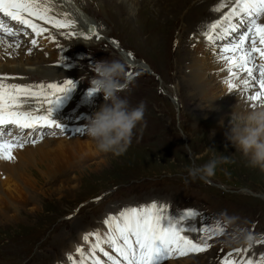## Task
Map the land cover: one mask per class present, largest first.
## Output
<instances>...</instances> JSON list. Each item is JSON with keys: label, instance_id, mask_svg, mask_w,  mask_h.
Segmentation results:
<instances>
[{"label": "rangeland", "instance_id": "obj_1", "mask_svg": "<svg viewBox=\"0 0 264 264\" xmlns=\"http://www.w3.org/2000/svg\"><path fill=\"white\" fill-rule=\"evenodd\" d=\"M119 1L58 3L70 13L74 11L69 6L84 9L89 26L116 41L118 48L102 37L79 49L76 45L82 36L76 25L67 31L77 35L63 36V51L44 65L46 72L9 80L19 84L70 80L75 87L51 105V115L63 119L55 120L62 130H41L44 138L38 143L15 150L11 162L0 161V264H69L68 254L78 261L75 248L87 251L89 247L82 240L84 233L103 234L107 231L103 220L109 215L152 203L166 209L169 219L180 221L178 226L195 227L197 232L184 234L197 242H203L200 229L223 228L222 234L207 233L212 237L208 251L163 264H218L227 252L249 247L227 243L240 231L253 238L249 252L240 255L259 259L264 254V243H256L264 239V171L249 167L228 138L231 117L240 111L232 109L220 116L219 110L222 104L238 101L239 91L224 94L227 74L202 35L232 0L219 13L212 8L220 0L213 4L186 0L175 9L171 4L180 0L159 4L149 0L145 7L140 0H123L125 11ZM195 6L199 9L192 10ZM44 49L38 44V59L46 56ZM122 56L132 57L138 66L129 65ZM107 58L126 62L128 90L121 95L132 105L140 101L146 105L130 145L118 156L99 153L86 134L87 121L104 103L102 93L89 95L91 68ZM213 155L226 156L228 162L220 164L210 178L189 177L190 167ZM186 211L197 215L181 220ZM228 217L237 219L229 223ZM162 226H168V221L162 220ZM105 250L111 252L107 246ZM97 254L106 261L102 253Z\"/></svg>", "mask_w": 264, "mask_h": 264}, {"label": "snow or ice", "instance_id": "obj_2", "mask_svg": "<svg viewBox=\"0 0 264 264\" xmlns=\"http://www.w3.org/2000/svg\"><path fill=\"white\" fill-rule=\"evenodd\" d=\"M70 3L71 0H65ZM54 0H0V51L11 56L22 46L21 35L29 36L27 53L31 54L38 46L39 38L54 41L50 29L60 31L62 36L77 35L73 31L77 21L68 11L57 12L53 7ZM227 6V0L212 8L219 13ZM264 0H232L231 7L219 19L206 26L202 33L206 45L211 46L217 61L222 62L221 71L226 72L223 83L229 92L241 89L254 91L247 100L255 107L264 103ZM6 21L15 22L16 27ZM48 25L50 27H45ZM87 34L79 33L84 39H99L94 26L87 28ZM47 34V35H46ZM235 34V35H234ZM231 37V40H229ZM226 41L224 43H219ZM114 45L116 41H112ZM118 46V45H117ZM12 51L9 52L8 50ZM63 51V49H61ZM129 56L132 53H128ZM259 58V63H257ZM131 77V73H128ZM21 79L23 77H20ZM17 77L0 74V161L15 160L14 152L23 149L31 143L35 145L44 138L43 129H61L62 126L52 120L51 105L58 104L61 96L75 87L70 80L62 83H9ZM236 81H239L237 83ZM92 91L89 90V95ZM15 130V134H13ZM25 130H30L25 133ZM39 133V135H37ZM35 137V138H34ZM99 199V198H97ZM193 211H186L181 220L195 217ZM162 220L168 221V226H162ZM180 221L169 219L166 209L152 203L148 206L128 207L118 215H109L103 220L107 231L87 232L82 235L87 251L82 246L75 248L79 260L67 255L69 264H163V262L189 254L204 253L212 245L208 243L210 231L223 233V228L200 229L204 235L203 241L197 242L186 232H197L195 227L178 226ZM251 239L252 236L250 237ZM264 243V239L256 241ZM105 246L111 252L105 250ZM248 248H235L224 254L218 264H264V254L259 259L240 255L248 253ZM106 258L102 260L100 255ZM234 253L236 254L234 256ZM238 257V258H237Z\"/></svg>", "mask_w": 264, "mask_h": 264}, {"label": "clouds", "instance_id": "obj_3", "mask_svg": "<svg viewBox=\"0 0 264 264\" xmlns=\"http://www.w3.org/2000/svg\"><path fill=\"white\" fill-rule=\"evenodd\" d=\"M94 73L90 80L92 94L102 93L104 103L92 114L86 124V134L99 153L121 155L130 145L133 132L144 119L146 105L140 101L132 105L122 92L128 90L123 59H102L92 65ZM229 140L246 159L249 167L264 171V103L256 107L234 112L231 117ZM183 136V135H181ZM228 157L213 155L205 163L188 169L189 177L207 179L212 177L220 164ZM187 182V180H186ZM236 217H228L234 223ZM251 236L240 231L227 243H243L250 246Z\"/></svg>", "mask_w": 264, "mask_h": 264}, {"label": "bare ground", "instance_id": "obj_4", "mask_svg": "<svg viewBox=\"0 0 264 264\" xmlns=\"http://www.w3.org/2000/svg\"><path fill=\"white\" fill-rule=\"evenodd\" d=\"M59 1H61V0H59ZM59 1L54 0V4L56 6H53V7L56 9L57 12H63V11H65L66 8L60 7V5H58ZM140 1H141V4H143L145 7V4L148 3L149 0H140ZM185 1L186 0H180L179 3L174 2V4H171V7L174 9L176 7L180 8L185 4ZM208 1H207V3H208ZM64 2H65V0H64ZM151 2L154 4H159L162 1L161 0H151ZM213 2H214V0H210L209 4H213ZM118 4L121 6L120 8L122 11L126 10L125 1L120 0L118 2ZM68 5H69V3H68ZM198 6L192 7L191 9L192 10H198L199 9ZM67 8L69 10H73L75 12V15H77L76 16L77 18L76 17L75 18L77 21V27H78L79 31H81V32L83 31L85 34H87V31H84V30H87V27H89V25H91V22H90V20H88V15L86 14V12H84L85 10L81 9L79 11L78 7H70V6ZM73 13H72V15H73ZM85 15H86V17H85ZM7 22L10 24V26L16 27L15 22H12V21H7ZM260 22H263V21L261 20ZM94 23H95V21H94ZM95 25H96V23H95ZM44 26L50 27L48 25H44ZM50 31H51V35L55 38L54 41H49L46 38H39V43H38L39 45L45 47L44 52H45L46 56H44V57H46V58L41 57V59H38V56H37L38 53L35 52V50H38V46L35 49H33L31 54L27 53L28 47H31V45L28 41L33 36V34L31 33V30H29V36L28 37L23 36L21 48L16 50V52H14L11 56L5 55L3 51H0V74H7L9 76H18L19 75V77H22L23 75H25V76L27 75V76L31 77V76H35V75H40V72H44L43 71V70H45L44 65L51 63L53 60H55L54 56L58 54V51L62 52L61 49L64 48V43H65V42L63 43V41H62L63 36L60 34V31H58L56 29H50ZM63 31H67V30H63ZM97 32H99V31L97 30ZM99 35H101V36H99L100 38L98 39V41H101L103 39L102 37H105L104 40H107V42H109V43L112 42L110 40L111 38H108L105 33L99 32ZM80 39H81V41L79 43H77V45H76L79 49H81L84 45L92 44L91 43L92 39H93V41H95V38L84 39L81 37ZM8 51L11 52L12 50L9 49ZM122 58L125 61L126 60L129 61V62H127V63H129V65L138 66L137 65L138 63L136 64L135 62H133L131 60L132 57H128V59H126L124 56H122ZM45 72H46V70H45ZM8 82L9 83H17V81H14V82L8 81ZM236 90L239 91L238 94L236 95V96H238L239 100L234 102L231 105H228L227 103L222 104L220 107V110H219L220 116L222 115V113H228V111H230L232 109H236L237 111H241L242 109H247V108L253 107L251 102H249L247 100L248 94H251L250 92L251 91L253 92V90L249 89L247 92H243L239 88ZM232 92H229L228 89H225L224 94L228 95ZM60 116L61 115H51V118L54 120L63 121V119ZM63 117H65V116H63ZM69 117L73 118V116H69ZM43 130H45V129H43ZM26 150L27 149H25V151ZM173 264H177V263H173Z\"/></svg>", "mask_w": 264, "mask_h": 264}]
</instances>
